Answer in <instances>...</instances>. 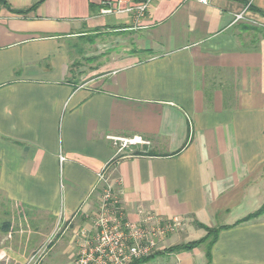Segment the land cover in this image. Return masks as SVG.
I'll use <instances>...</instances> for the list:
<instances>
[{
    "label": "crops",
    "instance_id": "crops-1",
    "mask_svg": "<svg viewBox=\"0 0 264 264\" xmlns=\"http://www.w3.org/2000/svg\"><path fill=\"white\" fill-rule=\"evenodd\" d=\"M141 1L0 9V264L45 240L39 264H73L102 170L129 220L184 223L140 264H206L203 245L157 253L222 226L210 264H264V215L236 224L264 203V0H148L138 21L100 13ZM108 32H126L130 51L72 79L71 41ZM134 137L145 143L119 150L115 138Z\"/></svg>",
    "mask_w": 264,
    "mask_h": 264
},
{
    "label": "built area",
    "instance_id": "built-area-1",
    "mask_svg": "<svg viewBox=\"0 0 264 264\" xmlns=\"http://www.w3.org/2000/svg\"><path fill=\"white\" fill-rule=\"evenodd\" d=\"M131 0H117V3ZM206 4L208 0H197ZM100 10L103 15L121 12H132L136 21L142 19L148 8V0H142L135 6H127L124 10L113 9L109 4ZM241 15L237 16L240 19ZM120 143L119 150L135 144H144L139 138H115ZM100 183L99 203L96 211L93 234H78V247L73 264H133L146 259L159 251L164 240L177 234L184 228L183 221L178 217L163 218L160 214L138 211L137 221L129 220L120 207L119 193L109 180L105 170L98 175ZM33 254L29 263L41 256ZM39 264V263H38Z\"/></svg>",
    "mask_w": 264,
    "mask_h": 264
},
{
    "label": "rangeland",
    "instance_id": "rangeland-1",
    "mask_svg": "<svg viewBox=\"0 0 264 264\" xmlns=\"http://www.w3.org/2000/svg\"><path fill=\"white\" fill-rule=\"evenodd\" d=\"M129 42L126 32L85 34L83 37L75 38L70 44L71 78L78 83L89 78L95 69L100 68L113 56L127 54L130 51ZM23 241L26 243L29 240ZM54 241L45 240L42 246L34 248L23 264H38L37 258L30 263L29 258L34 253L43 256Z\"/></svg>",
    "mask_w": 264,
    "mask_h": 264
},
{
    "label": "trees",
    "instance_id": "trees-1",
    "mask_svg": "<svg viewBox=\"0 0 264 264\" xmlns=\"http://www.w3.org/2000/svg\"><path fill=\"white\" fill-rule=\"evenodd\" d=\"M43 0H40L39 2H37L36 4H34L32 7H30L27 10L24 11H13L10 10L6 0H0V9L1 8H5L7 10H9L10 12L14 13V14H26L34 9H36V7L42 2ZM83 37V36H81ZM77 47V46H76ZM75 47V48H76ZM261 215H264V203L253 213L248 214L247 216H245L244 218H242L241 220L237 221L236 224H240V223H244L247 222L251 219L257 218ZM9 226V223H6L4 225V227ZM203 227V226H201ZM206 231V234L203 238H201L200 240H196V241H192L186 244H181V245H176V246H172L169 248H166L160 252H158L157 254H166V253H178V252H182V251H190L194 248L199 247L200 245L204 246V250H205V258H206V264H210L211 261V249L217 239V236L219 234V232L222 229H225L226 227H213V228H207V227H203ZM151 257L134 262L133 264H140L144 261L149 260Z\"/></svg>",
    "mask_w": 264,
    "mask_h": 264
}]
</instances>
